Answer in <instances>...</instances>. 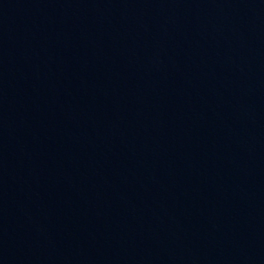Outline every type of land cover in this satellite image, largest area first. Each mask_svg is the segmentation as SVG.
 <instances>
[{
  "label": "water",
  "instance_id": "95a60500",
  "mask_svg": "<svg viewBox=\"0 0 264 264\" xmlns=\"http://www.w3.org/2000/svg\"><path fill=\"white\" fill-rule=\"evenodd\" d=\"M0 264H264V0H0Z\"/></svg>",
  "mask_w": 264,
  "mask_h": 264
}]
</instances>
